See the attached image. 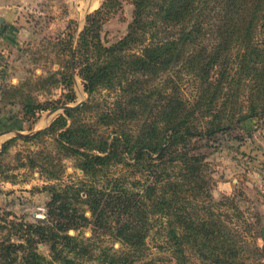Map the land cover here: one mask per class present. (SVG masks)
<instances>
[{
	"label": "trees",
	"instance_id": "trees-1",
	"mask_svg": "<svg viewBox=\"0 0 264 264\" xmlns=\"http://www.w3.org/2000/svg\"><path fill=\"white\" fill-rule=\"evenodd\" d=\"M124 3L132 6L126 33L106 46L102 26ZM67 53L88 99L47 128L17 137L53 141L49 161L38 165L54 182L42 187L49 194L42 219H0L8 232L0 264H148L146 238L153 222L164 220L178 264H186V249L210 264H246L239 235L202 205L210 200L201 153L207 144L194 141L264 117V0H103ZM64 82L69 92L59 102L67 105L75 101L71 73ZM101 91L115 97L102 101ZM63 158L81 178L61 181ZM117 167L128 173L112 175ZM83 229L91 236L69 234ZM96 236L120 249L95 246Z\"/></svg>",
	"mask_w": 264,
	"mask_h": 264
},
{
	"label": "rangeland",
	"instance_id": "rangeland-1",
	"mask_svg": "<svg viewBox=\"0 0 264 264\" xmlns=\"http://www.w3.org/2000/svg\"><path fill=\"white\" fill-rule=\"evenodd\" d=\"M103 0H0V133L5 132L1 148L14 139L0 155V219L20 223H34L46 212L49 194L42 190L47 181L38 164L48 162L46 152L53 150V141L32 140L25 142L14 134L47 128L59 112H49L65 102L69 92L64 76L71 73L69 44H75L88 14L98 9ZM132 6L124 3L122 11L110 16L101 29V40L106 46L122 38L131 21ZM73 64H74V60ZM73 92L75 101L85 102L82 81L74 65ZM186 97L191 99V86L181 83ZM97 98L111 102L115 97L101 91ZM50 102V108L32 116L27 110L39 103ZM91 116H87L89 119ZM13 122V123H12ZM106 131V129H105ZM201 149L206 168L210 200L203 206L214 213L233 233L238 234L241 254L246 264H264V117L252 119L246 127L238 126L218 134ZM34 161L35 168L30 162ZM58 165V162H53ZM63 183L81 178L74 161L62 159ZM112 175L127 174L121 167L112 168ZM60 181V182H61ZM210 202H208V201ZM202 201V200H200ZM86 210V208L84 207ZM86 215L89 212L86 210ZM146 238L145 257L148 264H178L172 241L167 235L165 220L153 222ZM0 224H4L0 222ZM81 238L91 236L89 229L70 231ZM7 230L0 229V240L6 239ZM14 239V238H13ZM95 246L120 249L117 242L107 237H94ZM41 255L49 257L47 245L38 244ZM97 251V250H96ZM186 264H210L186 249ZM94 260L88 264H94Z\"/></svg>",
	"mask_w": 264,
	"mask_h": 264
},
{
	"label": "water",
	"instance_id": "water-1",
	"mask_svg": "<svg viewBox=\"0 0 264 264\" xmlns=\"http://www.w3.org/2000/svg\"><path fill=\"white\" fill-rule=\"evenodd\" d=\"M73 55L71 53V56H70V70H71V75L72 77L74 78V72H75V69H74V64H73ZM82 102H78L76 103L75 105H61L55 109H52L50 112H49V115H52L56 112H59V114L57 116H59L60 114H63L64 111H67V110H71V109H75L79 106H81ZM4 133H1L0 135H3ZM16 137H22V136H25V135H28V134H22V133H15L14 134Z\"/></svg>",
	"mask_w": 264,
	"mask_h": 264
},
{
	"label": "crops",
	"instance_id": "crops-1",
	"mask_svg": "<svg viewBox=\"0 0 264 264\" xmlns=\"http://www.w3.org/2000/svg\"><path fill=\"white\" fill-rule=\"evenodd\" d=\"M13 123V122H12ZM4 134L3 135H0V145L2 144V142H3V140H4V137L3 136H5L6 135V133L5 132H3ZM17 133H21V131L19 132V131H17ZM1 134V133H0Z\"/></svg>",
	"mask_w": 264,
	"mask_h": 264
}]
</instances>
